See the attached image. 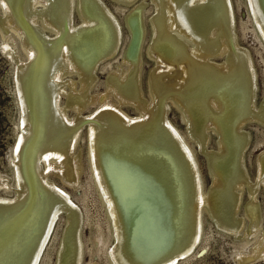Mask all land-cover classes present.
Segmentation results:
<instances>
[{"label": "bare ground", "instance_id": "1", "mask_svg": "<svg viewBox=\"0 0 264 264\" xmlns=\"http://www.w3.org/2000/svg\"><path fill=\"white\" fill-rule=\"evenodd\" d=\"M2 1L7 17L0 21L1 25L6 30L14 24L24 31L33 58L20 69L26 74L34 69L40 77L33 88V98L22 92V79L19 80L27 108L25 135L17 149L20 180L25 182L27 163L35 174V184L39 185L40 161L44 160L48 168L59 166L65 180L76 185L82 171L81 161L79 157L72 159L69 153L76 147L82 127L88 123L92 162L116 229L113 250L116 264H172L186 256L200 239L203 207L221 228L239 235L245 226V220L237 214L243 201L239 189L247 188L249 194L244 206V215L249 220L244 235L248 237L261 229L262 208L257 198L259 189L264 187V151L258 155L256 179L251 181L244 161L249 136L241 129L252 122L264 125V98L255 103V70L247 50L236 42L227 0H152L156 14L150 19L153 34L148 48L156 66L148 79L151 103L145 99L141 77L147 38L146 2L135 6L125 17L131 36L122 56L123 63L108 75L106 93L93 96L97 68L115 55L122 39L118 22L102 1L76 0L82 19V25L76 29L72 25L75 0ZM251 2L264 35V1ZM39 3L44 8L37 10L35 6ZM39 19L57 38L43 37L46 44L40 40ZM28 27L34 32L28 33ZM220 57L223 62L219 64L216 61ZM72 71L80 76L78 91L74 81H64ZM67 85L71 88L68 105L76 108L78 116L66 121L64 110L54 107L51 108L53 119L47 117V105L53 107L58 102L59 90L68 93ZM111 95L117 97L118 105L109 100ZM94 101L101 103L98 113L81 116L82 110ZM171 101L183 111L190 136L207 155L213 177L208 191L203 190L204 184L193 167L194 160L183 148L185 143L178 130L167 119ZM123 105L136 107L140 117L130 118ZM211 125L219 134V152L206 149L204 132ZM40 136L39 145L34 147L33 140ZM159 140L171 146L170 155L166 154L168 149L159 151L156 145ZM29 147L33 150L30 158L25 154L29 153ZM112 177L115 182L111 181ZM42 185L50 197L45 215L47 226L59 212H66L68 227L62 242L63 253L69 245L78 252L81 249L76 228L80 219L78 207L61 189L56 190L59 199L51 203L56 188L53 190L54 185L47 182ZM29 197L22 199L17 208L6 202L9 200L0 199L8 207L6 215L13 223L30 209ZM45 231L37 232L35 245L32 249L28 247L29 258L22 259L26 261L24 264H36L47 236ZM19 236L16 234L15 240ZM253 252L241 260L252 261L264 254V233ZM10 264L20 261L12 259Z\"/></svg>", "mask_w": 264, "mask_h": 264}, {"label": "rangeland", "instance_id": "2", "mask_svg": "<svg viewBox=\"0 0 264 264\" xmlns=\"http://www.w3.org/2000/svg\"><path fill=\"white\" fill-rule=\"evenodd\" d=\"M14 1L15 0L12 2ZM101 1L118 22L121 28L122 39L118 49L119 51L117 50L115 55L113 54V56L97 68L95 84L91 90L92 95H102L106 93L107 89L105 83L107 77L116 69L117 65H122V56L129 44V38L131 36L125 17L129 15L135 6L142 2H146L144 21L147 28V38L143 47L141 77H143L142 82L146 95L145 99L147 102L149 101L148 103H151L152 97L148 79L152 71L151 69H154L156 66V61L148 47L153 34V25L150 19L156 14V7L152 0H135L132 3H126L120 0ZM227 1L232 10V27L237 37L236 42L240 48L247 50L252 62V67H254L253 71L255 70V89L257 93L255 103H257L264 98V35L262 26L257 20L255 6L253 2H251L252 0ZM35 7L37 10H40L44 8V5L39 3ZM73 7L72 25L73 29H76L82 25V19H80L81 16H79L80 13L78 12L79 6L76 0L74 1ZM6 17L7 12L5 6L3 1L0 0V21ZM37 25L38 28L42 30L39 29L37 32L40 40H43V37L45 39L57 38L52 30H49L43 25L41 19L37 21ZM26 31L28 33L34 32L33 29L29 27L26 28ZM42 42L46 44L44 40ZM188 45L189 47L192 46H190V44ZM32 59L25 43L24 31L14 26V24H10L5 30L0 23V199L9 200L6 202L12 203L13 206L17 208L22 204V199H27V195H29L31 204L28 212L17 219L16 223H13L10 217L6 215L8 207L3 206L4 202H0V218H3L0 219V264H10L12 259H17V262L20 261V264L21 262L24 264L23 262H26L31 254V247L35 245L37 232L41 229L42 231L48 230V232L45 231V233L47 232V236L39 252L36 264H58L59 261L63 264L64 262L61 259L66 261L65 264H116L113 256L116 243V229L109 203L106 201L104 191L98 183L97 172L92 162L93 158L91 155L92 152H90L88 123L82 127L80 132L81 135L79 134L80 139L78 138L75 145L76 147L69 153L72 159L79 157L81 161L82 171L80 172L79 180L76 185L65 180L63 173L59 170V166H51L48 168L44 160L40 161L41 175L40 179L38 178L39 185L35 184V174L27 163H24L25 169L27 168L25 171V182L19 179V157L17 155V149L20 145L21 138L25 135V118L27 115V108H25L23 103L20 90V81L22 79L21 87L24 88L22 92L28 95V97L33 98L35 96L33 88L40 80L39 75L34 72L36 70L32 69V73L26 74V71H21L20 67H25ZM216 62L219 64L222 63L223 58L220 57L219 61ZM125 66L126 65H124V67ZM71 80L75 82L77 86L76 90H80V76L75 71L70 72V74L66 75L64 78V81ZM65 89L68 93L64 90H59L57 92L59 95L57 98L58 104L54 102L53 107L50 104L47 105V117L52 116V109L54 107L56 110H64V113H62L66 121H72L78 116L79 112L74 110L76 108L72 105H68V96L71 94V88L67 85ZM114 96L115 95H111L109 100L118 105V99ZM99 102L100 101H94L90 103L91 105L88 104L87 107L82 110L81 116L86 118L97 114L101 106ZM122 108L132 119L138 118L141 115L139 114L140 111L133 105H123ZM167 115L168 121L178 130L179 137H181L185 143L183 148L185 149L186 147L185 150L192 160H194L193 167L197 169L198 175L204 184L203 190L208 191V188H210L213 183V177L210 172L211 170H209L206 153L200 149L195 138L190 136L191 134H189L187 127L188 123L178 104L171 101L169 103ZM241 132L249 136V144L246 148L247 151L245 150L246 152L244 153V161L249 178L251 181H255L258 155L264 151V125L253 122L248 123L241 129ZM204 136H207L206 149L212 152H214V150L215 152H219V134L216 133L212 125L207 127ZM40 139H42L41 136L35 140L36 142L33 140L32 144L33 146L35 145L34 147L39 145ZM156 145H158L159 151L168 149L166 154L170 155L168 151L171 150V146L168 145V142L159 140L156 142ZM28 151L29 153L26 152L25 154L30 158L33 150L29 147ZM173 158L174 160L176 159L175 156H173ZM111 181L115 182L116 179L112 177ZM43 182L53 184V190L56 188L55 193L52 192L55 194L53 195L55 197L51 199V203L54 199H59L56 190L61 189L68 194L70 200L78 207L80 219L76 225L77 241L81 242V249H78V252L69 245L63 253L62 242L65 230L68 227L66 212H59L55 221L50 226L49 224L47 226L48 220L46 221L45 215L47 207L50 205V197L45 191L46 187L42 185ZM206 191H204V193ZM238 192L242 195L243 201L237 210V214L243 221L245 220V226H243V230L240 232L241 236L240 233L239 235L233 233V235L232 232L221 228L216 220L209 215L207 208L203 207L200 215L202 224L199 235L200 239L189 254L181 257V259L179 258L172 264H264V254L252 261L241 260L242 256H248L254 253L253 248L259 236L264 233V187L262 186L259 189L257 198L262 208V227L256 234L254 233L248 237L244 235L248 227L247 223H249V220L244 215V206L249 200L248 189H239ZM12 234H14V236L16 234L20 236L15 240ZM24 248L27 249L24 250ZM29 250L30 254L28 255ZM70 250L71 254L68 255ZM25 251H27V253ZM22 255L23 258H21Z\"/></svg>", "mask_w": 264, "mask_h": 264}]
</instances>
